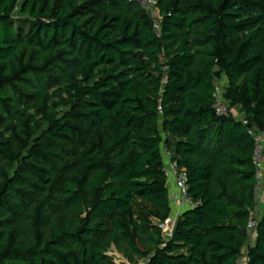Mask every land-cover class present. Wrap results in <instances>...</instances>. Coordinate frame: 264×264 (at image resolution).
<instances>
[{
	"label": "trees",
	"instance_id": "16d2710c",
	"mask_svg": "<svg viewBox=\"0 0 264 264\" xmlns=\"http://www.w3.org/2000/svg\"><path fill=\"white\" fill-rule=\"evenodd\" d=\"M156 8L0 0V264H264V0Z\"/></svg>",
	"mask_w": 264,
	"mask_h": 264
},
{
	"label": "built area",
	"instance_id": "2783aa9c",
	"mask_svg": "<svg viewBox=\"0 0 264 264\" xmlns=\"http://www.w3.org/2000/svg\"><path fill=\"white\" fill-rule=\"evenodd\" d=\"M156 27H159L158 22L156 23ZM215 96L217 97V102L215 107L219 114L228 113V106L221 99L218 88ZM256 140V150H255V162L258 166V188L257 195L264 187L262 183V177L264 176V132L258 133L255 135ZM166 169L168 173V185L171 191V200L173 204V208L176 212L180 213L183 209L187 207L193 206V201L188 193V184H187V173L185 170H181L178 168L176 162L172 161L170 158V154L168 153V160L166 162ZM260 195L258 196V198ZM258 208V207H257ZM258 209L252 214V217L248 224V233L249 238L256 239L257 237V212ZM164 228V225H163ZM165 231V228H164Z\"/></svg>",
	"mask_w": 264,
	"mask_h": 264
},
{
	"label": "rangeland",
	"instance_id": "374dc122",
	"mask_svg": "<svg viewBox=\"0 0 264 264\" xmlns=\"http://www.w3.org/2000/svg\"><path fill=\"white\" fill-rule=\"evenodd\" d=\"M138 1L141 2L146 9L150 10L153 13V15H155L157 17L158 20H160L161 16L159 15V11L156 8L158 0H138ZM14 15H15L16 19H26L27 18L26 16H23L20 14L19 9L16 11V13ZM226 84H227V79L225 77H223L222 79H220L216 82V86L218 88V92H219L221 99L223 98L222 93H223V89H224ZM234 112L237 116L241 115V117H242V114L238 113V111L236 109L234 110ZM45 133H46V125L42 124L40 134H45ZM61 147H63V146H61ZM165 153H166V151H165ZM164 155H165V161L167 162L168 156H167V154H164ZM262 183L264 185V176L262 177ZM260 194L262 195V190L260 191V193H258V196ZM173 210H174V208H173ZM260 212H261V206L259 207V213ZM176 213L178 214V212L173 211L170 219L164 224V228H166V230L164 231L166 236H170L172 231H173V228H174V225H175V222L177 219ZM254 241H255V239H253V238L250 239V242L252 244L254 243ZM246 251H247V249L245 248L244 249V257L241 259L240 264H246V261H247L246 257H245ZM109 255L113 256L115 258V261L118 264L128 263V261L124 257V255L121 254L115 247L110 249Z\"/></svg>",
	"mask_w": 264,
	"mask_h": 264
},
{
	"label": "crops",
	"instance_id": "0c3cea01",
	"mask_svg": "<svg viewBox=\"0 0 264 264\" xmlns=\"http://www.w3.org/2000/svg\"><path fill=\"white\" fill-rule=\"evenodd\" d=\"M184 210V209H183ZM175 211V210H174ZM176 215L178 216V214L176 213Z\"/></svg>",
	"mask_w": 264,
	"mask_h": 264
},
{
	"label": "water",
	"instance_id": "95a60500",
	"mask_svg": "<svg viewBox=\"0 0 264 264\" xmlns=\"http://www.w3.org/2000/svg\"><path fill=\"white\" fill-rule=\"evenodd\" d=\"M165 230H166V228H165Z\"/></svg>",
	"mask_w": 264,
	"mask_h": 264
}]
</instances>
